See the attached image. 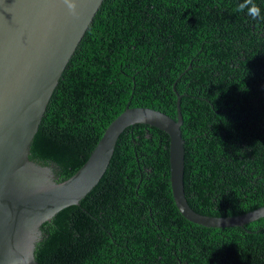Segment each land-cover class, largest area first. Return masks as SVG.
Returning a JSON list of instances; mask_svg holds the SVG:
<instances>
[{
    "label": "trees",
    "instance_id": "trees-1",
    "mask_svg": "<svg viewBox=\"0 0 264 264\" xmlns=\"http://www.w3.org/2000/svg\"><path fill=\"white\" fill-rule=\"evenodd\" d=\"M241 3L103 0L51 95L30 159L67 179L127 106L176 119L175 83L189 205L212 216L263 206L264 18L235 11ZM254 3L264 17V0ZM40 229L41 264H165L166 244L182 264H264V217L214 228L180 214L169 136L147 124L124 129L94 188Z\"/></svg>",
    "mask_w": 264,
    "mask_h": 264
},
{
    "label": "water",
    "instance_id": "water-1",
    "mask_svg": "<svg viewBox=\"0 0 264 264\" xmlns=\"http://www.w3.org/2000/svg\"><path fill=\"white\" fill-rule=\"evenodd\" d=\"M0 0V264H41L34 250L40 227L79 205L104 175L120 134L147 124L169 136L170 186L176 208L204 227H243L264 217V205L231 216L203 215L184 191L183 116L127 106L105 128L83 165L58 181L53 165L30 159V145L51 95L103 0Z\"/></svg>",
    "mask_w": 264,
    "mask_h": 264
},
{
    "label": "clouds",
    "instance_id": "clouds-1",
    "mask_svg": "<svg viewBox=\"0 0 264 264\" xmlns=\"http://www.w3.org/2000/svg\"><path fill=\"white\" fill-rule=\"evenodd\" d=\"M66 3H68L69 9L74 11L75 5L71 2V0H66ZM245 10H247V15L253 20L257 18H264L261 16V8L254 3V0H243V3L239 4L235 9V11L241 13L245 12Z\"/></svg>",
    "mask_w": 264,
    "mask_h": 264
},
{
    "label": "flooded vegetation",
    "instance_id": "flooded-vegetation-1",
    "mask_svg": "<svg viewBox=\"0 0 264 264\" xmlns=\"http://www.w3.org/2000/svg\"><path fill=\"white\" fill-rule=\"evenodd\" d=\"M167 218H168V216L166 217V219ZM171 225H173V226L179 225V221L176 219L175 216L174 217L172 216ZM178 230H179V228H178ZM159 245L160 244H158V246ZM174 247H175V245L173 247H171V248H174ZM169 249H170V245L166 244V248L163 249V252H162V253H165L164 255H165L166 259H168L165 262V264H170V262L172 260H173V262H175V264H182V260H181V256L183 255L182 252L177 253L175 250H173L171 253H168ZM157 250L161 251L162 249L160 247H157ZM178 250L181 251V249H178Z\"/></svg>",
    "mask_w": 264,
    "mask_h": 264
},
{
    "label": "bare ground",
    "instance_id": "bare-ground-1",
    "mask_svg": "<svg viewBox=\"0 0 264 264\" xmlns=\"http://www.w3.org/2000/svg\"><path fill=\"white\" fill-rule=\"evenodd\" d=\"M206 46V45H205Z\"/></svg>",
    "mask_w": 264,
    "mask_h": 264
}]
</instances>
